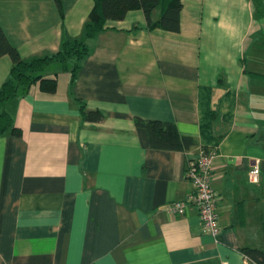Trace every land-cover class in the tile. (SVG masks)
Listing matches in <instances>:
<instances>
[{"label": "crops", "instance_id": "1", "mask_svg": "<svg viewBox=\"0 0 264 264\" xmlns=\"http://www.w3.org/2000/svg\"><path fill=\"white\" fill-rule=\"evenodd\" d=\"M60 2L0 0V26L23 60L80 37L93 0ZM260 2L180 0L176 33L129 11L95 36L73 85L53 64L44 78L54 93L36 83L4 105L16 133L0 136V264H249L244 248L264 250ZM10 68L0 57V88ZM76 99L104 119L83 121ZM135 119L172 123L197 146L152 149ZM202 148L215 151V238L196 209L167 210L193 193L185 170ZM255 162L258 184L247 177Z\"/></svg>", "mask_w": 264, "mask_h": 264}, {"label": "trees", "instance_id": "2", "mask_svg": "<svg viewBox=\"0 0 264 264\" xmlns=\"http://www.w3.org/2000/svg\"><path fill=\"white\" fill-rule=\"evenodd\" d=\"M249 1L254 4L255 9L263 8L260 0ZM54 2L58 10H61L60 0ZM133 10L143 12L146 28L149 30L161 29L174 33L179 31L180 0H93V8L79 38L64 37L57 53L23 60L0 26V57L7 56L11 61L9 76L0 88V136L7 131L16 133L13 118L3 109L8 101L25 94L36 83H39L43 92L54 93L55 80L44 78L47 69L53 64L59 65L63 72L71 74L70 84L73 85L80 70V62L90 54L95 36L106 30L107 22L121 21L127 12ZM76 102L83 121L99 123L104 119L102 112L88 110L86 104L80 100L76 99ZM211 115L213 121H216L218 116L215 110H212ZM135 125L145 129L152 149L186 152L197 146L195 139L181 135L172 123L135 119ZM202 151L207 153L210 150L202 148ZM242 251L249 264H264V250L244 248Z\"/></svg>", "mask_w": 264, "mask_h": 264}, {"label": "built area", "instance_id": "3", "mask_svg": "<svg viewBox=\"0 0 264 264\" xmlns=\"http://www.w3.org/2000/svg\"><path fill=\"white\" fill-rule=\"evenodd\" d=\"M215 151L204 153L190 161L185 170L186 179L193 186V193L186 202H172L167 210L176 216H181L188 208L196 209L201 223L202 232L215 238L219 233L217 213L218 196L212 188V170ZM261 171L257 162L248 170L247 177L250 183H260Z\"/></svg>", "mask_w": 264, "mask_h": 264}, {"label": "rangeland", "instance_id": "4", "mask_svg": "<svg viewBox=\"0 0 264 264\" xmlns=\"http://www.w3.org/2000/svg\"><path fill=\"white\" fill-rule=\"evenodd\" d=\"M263 71H264V66H263ZM262 100V99H261ZM264 100V99H263Z\"/></svg>", "mask_w": 264, "mask_h": 264}]
</instances>
